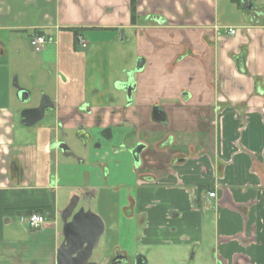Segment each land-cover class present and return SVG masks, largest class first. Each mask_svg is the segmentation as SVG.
Instances as JSON below:
<instances>
[{
	"label": "crops",
	"instance_id": "obj_1",
	"mask_svg": "<svg viewBox=\"0 0 264 264\" xmlns=\"http://www.w3.org/2000/svg\"><path fill=\"white\" fill-rule=\"evenodd\" d=\"M243 1L138 0L132 25L130 0H0V264H56L62 212L76 195L89 206L102 202L107 251L93 264L115 254L122 264L137 255L150 264V252L164 246L211 251L212 264H264V13L255 14L264 8ZM233 16L238 23L225 25ZM70 27L82 28L77 41ZM128 29L146 42L130 104L87 72L80 52L92 36L101 42L93 51L110 54ZM26 30L46 37L44 49L56 46L48 142L18 139L15 88L2 67L9 37ZM127 80L114 88L127 94L119 88ZM155 107L167 122L150 120ZM102 108L103 124L129 128L131 144L154 146L150 169L134 171L125 152L93 151L92 162L79 163L54 146L58 127H90ZM36 208L46 222L34 229L20 216Z\"/></svg>",
	"mask_w": 264,
	"mask_h": 264
},
{
	"label": "rangeland",
	"instance_id": "obj_2",
	"mask_svg": "<svg viewBox=\"0 0 264 264\" xmlns=\"http://www.w3.org/2000/svg\"><path fill=\"white\" fill-rule=\"evenodd\" d=\"M252 3L254 4L255 8H264V0H252ZM224 22L225 25H229L235 24L236 22L238 23V20L235 18V16H233L232 19H225ZM142 23L152 24V20H143ZM31 33L32 32H30V30L12 33V35L9 37L10 43L8 45V52L5 55L6 57L4 60H9L8 66L1 65L5 72H7V77L10 81L11 86L12 79L17 76L19 84L22 87L30 90L32 93L31 100L29 102L22 103L16 97V90L12 89V93L16 98L14 101V105L19 110V114L23 109L38 104L43 95L50 96L53 94V91L49 90L47 86L50 84L53 85L57 73L54 64L56 46L53 43H48L47 48L43 49L41 52H35L31 47L29 41ZM127 36V40L121 41L120 39V42L118 41V43H116L115 48H112V50H110V54H107V51L105 50L106 48H103V50L98 47L93 51V48L99 46L101 42L96 40L95 37L92 36L88 38L92 45L90 46L89 50H80V52L84 53L86 57V64L88 67L87 72L91 73L92 76L95 75L99 84L102 83L104 87H108V90L114 96H118L121 102L126 104L128 103L127 94H124V92L118 91L114 88L115 79H125L126 76H128V72L136 64L139 50L142 48L141 43L144 44V46L146 44L145 41L144 43L141 41L140 34L136 29H128ZM103 67H105L106 70ZM124 69H126V72H124ZM136 77H138V75ZM107 78L109 82L108 86L106 84ZM135 98L136 94L133 93L132 101H135ZM54 118L55 116L53 112L51 110H47L43 120L31 127H26L19 122L18 117V139H20L19 137L21 136V138H23L22 140L24 141H33L35 136H40L42 137V140L48 142L53 137V135L51 134V130L54 128ZM57 132L60 139H64L70 146V149L76 155L87 157L91 146H83L75 136V131L73 129L60 126L57 128ZM52 133L54 134L53 130ZM130 134H132L130 129L124 126L114 129L113 144H120L121 142H125L126 137H128V135ZM192 139L197 138H195V135H193ZM133 142L134 139H130L129 143ZM129 143L127 142L126 144ZM129 161H132L131 158H129ZM136 172L138 173L139 170H136ZM101 204L102 202H98V200H96L95 202H92V205L90 204L89 206L87 202L82 201V203L79 204L78 208L84 206L86 209L92 210L101 217V215L98 213V211L101 212L102 210ZM106 238H108L107 232H105L102 236L98 248L94 250V256L96 254L102 255L103 253H106L107 250L104 248ZM176 250L182 251L183 254H178V256L172 254V252ZM203 250L204 249H201L200 253V249L191 248L190 250L185 246H164L160 248V252H152V250L149 254V260L150 264H212V252L210 251L208 253H204ZM195 252L197 254V258H192V255ZM107 259L110 260L111 258L108 256Z\"/></svg>",
	"mask_w": 264,
	"mask_h": 264
},
{
	"label": "water",
	"instance_id": "obj_3",
	"mask_svg": "<svg viewBox=\"0 0 264 264\" xmlns=\"http://www.w3.org/2000/svg\"><path fill=\"white\" fill-rule=\"evenodd\" d=\"M243 8L253 9L254 5L251 0L243 1ZM144 66V59L138 60L136 71H141ZM132 72H128V80L122 83L119 88L127 92L128 104L131 103V97L133 90L135 89V82L131 80ZM12 86L16 90V96L22 103L29 102L32 97L30 90L22 87L17 76L12 79ZM54 102L48 95H43L38 106L25 108L20 112L21 123L26 127H31L40 122L45 117L46 109H52ZM160 107H155L154 111H160ZM160 121L166 122L165 113L162 112ZM81 129L76 134V137L87 144L89 141V134L83 137ZM58 148L61 152H67L66 156L72 153L70 147L66 144H59ZM143 144H137L133 148L125 146L124 150L131 162L134 169H138L141 166L140 152L143 150ZM80 202L79 196H74L68 206L62 212L63 234L64 240L57 250L56 264H89L93 256L94 250L99 246L100 239L105 231V224L102 218L90 209H86L84 206L78 208ZM78 208V209H77ZM110 264H122L120 254H115ZM136 264H147L142 255L136 256Z\"/></svg>",
	"mask_w": 264,
	"mask_h": 264
},
{
	"label": "flooded vegetation",
	"instance_id": "obj_4",
	"mask_svg": "<svg viewBox=\"0 0 264 264\" xmlns=\"http://www.w3.org/2000/svg\"><path fill=\"white\" fill-rule=\"evenodd\" d=\"M261 13L263 14L264 12L263 11L260 12L259 10L255 11V14H261ZM129 72H132L131 80H132V82H134L136 80L135 76L137 74V71L131 69ZM127 79H128V76H126V80ZM106 99L108 100L109 96L106 97ZM38 104H36L34 106H30V107H36V106H38ZM30 107H28V108H30ZM54 107H55V104H54ZM54 107L52 109H46V111L47 110L53 111ZM87 111L90 112V108H87ZM45 115H46V112H45ZM106 115L107 114H106L105 109L102 108L96 114V118H95L96 124H94V125H92L90 127H87L83 123H79L76 126L75 130H74L75 131V136H76V134H78V131L80 129H81V132L79 134H81L83 132V137L84 138L86 137L85 133H87V135L89 134V136H88L89 141L87 142V144H83V142L80 141L77 138L81 142V144L83 146H85V147L91 146L90 149H89L87 157L76 155L71 149H70V151L72 153H70V155H68V156H72V157L76 158L79 161V163H81V162H84V163L87 162L88 163V162H92L91 159H90V155H91V153L93 151L102 152V154L107 157L109 155H112L114 152H125V150H124L125 146H128V148H133L137 144L141 143L144 146L143 150L140 152L141 166L138 169H134V171L140 170V169L141 170L142 169H150L149 166L152 165V162L149 159L152 156L151 149H153L154 146H150L149 144L145 143L142 140L141 141L137 140L135 144L129 143L130 139L133 137L132 134H130L131 136L128 135V137H126V139H125V142L126 143L128 142L129 144H126L125 142H121L120 144H113V141H114V126H113L112 123H108V124L104 123L103 124V122L105 121V118L107 117ZM161 115H162V111L161 110L160 111L152 110V114H151L150 120L161 123V121H159ZM54 120H55V118H54ZM135 132H133V135H135ZM137 133H138V131H137ZM92 139H93V142H92ZM63 143H66L68 145V143L64 139H60L59 134L57 132V140L54 142V146L58 147L59 144H63ZM62 153L64 155H66L67 152L63 151ZM95 164L99 165V166H103V167L105 166L103 164V162H100V161L99 162H95ZM82 200H85V198H83ZM79 204H80V202H79Z\"/></svg>",
	"mask_w": 264,
	"mask_h": 264
},
{
	"label": "built area",
	"instance_id": "obj_5",
	"mask_svg": "<svg viewBox=\"0 0 264 264\" xmlns=\"http://www.w3.org/2000/svg\"><path fill=\"white\" fill-rule=\"evenodd\" d=\"M226 31L230 32L231 34L235 33L234 29L226 28ZM82 41L83 43L85 42L84 39H82ZM45 43H46L45 36L34 35L30 39V45L35 52H41L45 47ZM215 195H216L215 192L209 193L210 197H214ZM20 220L21 222L28 224L31 228L37 229L43 226L44 223L46 222V214L40 212H32L20 216Z\"/></svg>",
	"mask_w": 264,
	"mask_h": 264
},
{
	"label": "trees",
	"instance_id": "obj_6",
	"mask_svg": "<svg viewBox=\"0 0 264 264\" xmlns=\"http://www.w3.org/2000/svg\"><path fill=\"white\" fill-rule=\"evenodd\" d=\"M130 13H131V23L132 25H136L140 22V16L138 14V0H130ZM69 31H72L75 37V41H77L78 37L82 35V28L70 27L67 28ZM42 212L41 209L32 210V212ZM89 264H93L90 262Z\"/></svg>",
	"mask_w": 264,
	"mask_h": 264
}]
</instances>
